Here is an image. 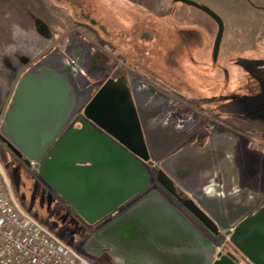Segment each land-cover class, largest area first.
I'll return each instance as SVG.
<instances>
[{"label":"water","instance_id":"water-1","mask_svg":"<svg viewBox=\"0 0 264 264\" xmlns=\"http://www.w3.org/2000/svg\"><path fill=\"white\" fill-rule=\"evenodd\" d=\"M172 2L214 21L216 61L221 18L193 0ZM63 46L19 78L0 135L26 168L35 162L37 175L75 216L98 227L82 253L106 250L115 264H264V193L239 185L237 136L215 131L204 145L195 139L170 154L191 138L199 115L173 119L183 115L178 104L131 72L119 76L117 69L98 85L109 56L77 34ZM173 200L211 236L230 234L224 253L214 255L212 241Z\"/></svg>","mask_w":264,"mask_h":264},{"label":"rangeland","instance_id":"rangeland-1","mask_svg":"<svg viewBox=\"0 0 264 264\" xmlns=\"http://www.w3.org/2000/svg\"><path fill=\"white\" fill-rule=\"evenodd\" d=\"M193 1L207 6L221 20L227 19L230 25L235 27L239 25L238 29H236L237 27L233 28L234 32L247 33L250 36L249 44L254 42L250 45L254 47L253 51L264 57V0ZM166 9L157 21L149 19L133 21L137 27L133 28L134 32L130 33L131 28L115 21L110 13L84 1L83 5L74 4L73 11H69V14L74 17L73 20L69 15L66 17L62 10L52 13L54 16H58L56 20L58 27L51 26L49 30L52 34L58 33V37L63 39V42L71 34H80L79 36L90 40L98 50L107 54L113 64L124 63L125 68L140 75L142 81L151 82L150 84L165 90L179 106L189 110L192 114H204L199 109L201 107L206 111L218 110V107L214 108V105L218 104L219 100L216 98L219 99L221 94L228 93L229 106L234 108L243 102L248 105L252 104L253 98L251 99L248 95H262L264 82L258 86V84H253L255 77L250 75L245 77L240 75V77L241 70L238 71L239 74L237 71H232L234 61H231L232 63L228 61L226 65L223 53L222 56L217 55L216 61L213 60L212 47L216 25L205 13L180 3L174 5V10ZM125 14L128 15V13ZM77 22L83 23L85 26L81 27ZM91 22H95V24ZM199 25L209 26L207 29L212 31L210 39L205 40L202 35H199L202 34ZM245 25L254 28L248 30L244 27ZM242 27L244 28L242 29ZM39 30L41 33H47L48 28L42 26L39 27ZM188 30L196 32V39L192 43L187 39ZM143 35L150 39L147 40ZM223 38L225 39V35ZM256 38L259 39L257 43H255L258 40ZM126 39L131 40V43ZM61 45L63 46V43ZM257 78H260L261 81L264 76H257ZM4 79L8 81L10 77ZM239 84L247 86L249 89L252 86L253 89L249 90V94L245 87H241L239 94L231 92ZM236 97L238 100L235 99ZM213 99L217 101L215 104H210ZM208 100L210 101L208 102ZM192 138L193 136L190 139ZM260 143L263 144L264 141L254 140V138H250L244 143L243 138L240 137L236 146L238 153L235 156V163L240 171L239 183L241 187L250 190L257 188L256 182L250 181L251 177L264 179V146ZM21 159L20 156L19 160L21 161ZM20 161L8 152L0 135V163L21 207L73 250L82 253V243L79 244L75 240V236H80L82 232L81 226L78 222H70L67 214L61 213L60 209L48 202V195L40 185L36 170L29 166L26 168ZM149 170L151 173L154 172V170ZM179 210L183 213L180 208ZM97 228L92 227L91 230ZM208 235L214 246L221 239L220 235L217 237L211 236L209 233ZM106 256L104 253L100 257L88 255L86 257L94 264H108Z\"/></svg>","mask_w":264,"mask_h":264},{"label":"crops","instance_id":"crops-1","mask_svg":"<svg viewBox=\"0 0 264 264\" xmlns=\"http://www.w3.org/2000/svg\"><path fill=\"white\" fill-rule=\"evenodd\" d=\"M84 1H86L88 4L92 5L93 7H98L99 9L110 13L113 19H115V21L124 24L128 28H131V30L129 31L130 33H132L135 27H137V25L133 24V21L138 19L139 20L149 19L152 21H157V19L160 18L161 13L165 11V8H167L166 10L168 11L171 9L174 10V5L177 4L171 2L172 0H84ZM84 1L83 0H0V121L5 112L6 109L5 106L10 101L15 86L19 78L22 76V74L32 64L37 62L45 55L51 53L53 49L57 47L60 44V42H62L63 40L58 37L59 36L58 33L52 34L49 30L51 26L58 27L56 22L58 16H54V14L52 13L58 12V10L60 11L62 10L65 12L66 17H68L69 15V17L71 16L73 20L74 17L71 14H69V11L71 10L73 11L74 4L83 5ZM176 6H177L176 8H178V5ZM125 13H128V15ZM222 21L224 24L223 33L225 32V34H222V39L218 54L222 56L221 54L223 53V60L226 59V63H225L226 65L228 61L230 62L234 61L232 66L233 67L232 71L235 72L237 71L238 73V71L241 70L240 74L238 73L239 76L241 75L245 77L246 75L248 76L250 75L251 77H255L253 84H258V86H260V83L264 82V79H261L260 81V78L258 79L257 76L258 77L264 76V57L262 55L259 56L260 55L259 53L256 54L255 51H253L254 47L250 45L251 43L254 42H251L249 44L250 36L247 33L239 34V32L238 33L234 32L233 28L237 27L236 29H238L239 25H237L236 27L232 26L229 24V21L227 19L225 21L224 20ZM51 23H53L54 25ZM77 24L81 27L85 26L83 23L80 22H77ZM214 25L216 24L214 23ZM42 26L43 28H48L47 33L40 32L39 27L41 28ZM199 26H200L199 28L202 30V34L199 35H202L205 40H207L208 38L210 39L212 31L207 29V27L209 26H202V25ZM244 27L248 30L254 28V27H247L246 25ZM244 27H242V29ZM250 33L252 34V32ZM195 34H196L195 31L188 30L187 39L189 42L192 43L195 41L196 39ZM223 35H225V39L223 38ZM143 37L146 38V36L144 35ZM146 39L148 40L150 38L148 37ZM87 41L91 43L90 40ZM127 42L131 43V40H127ZM257 42H259V39L255 41V43ZM230 52L231 55L229 56ZM224 73H226L225 70ZM5 77H10V79L7 81L6 79H4ZM241 87H245L246 88L245 90L248 91V94H249V90L251 91L253 89L252 86L249 89V87L242 86L239 84V86L236 88L234 87L233 88L234 91L231 92H236V94H239ZM162 91L166 92L165 90ZM166 93L169 94L168 92ZM227 95L228 93L224 95L221 94L219 99L216 98L217 100H219L218 104H215V102L217 101L216 99H213L212 101L208 100V102L210 101V104L211 103L215 104L214 108L218 107V110L214 109L212 111H208V110L206 111L202 107L199 109L202 110L201 112H203L205 115H208L209 117L213 118L217 124H221V126L223 125L236 131L239 135H241L240 137L243 138L244 143L250 138H254V140L264 141L263 90H262V95L259 94L256 96L248 95L251 99L253 98L252 104L248 105L247 103L243 102L239 106L238 105L237 107L235 106V108L229 106V100H228L229 96ZM235 99H237V97ZM73 127L80 128V126L77 124L73 125ZM80 144L82 145H79V147L84 148L83 142H81ZM260 145L264 146V143L263 144L260 143ZM106 165L107 164H105L104 166ZM39 181L41 182V183L39 182L40 185L44 188V191H46L48 195L47 196L48 202L54 205L55 208L60 209L62 211L61 213L67 214L70 222L72 221L78 222V224L81 226L80 228L82 232L80 233V236L77 235L75 236V240L79 242V244L81 243L83 244V241L94 230L93 231L89 230L88 225H86L80 218L75 216L73 211L69 208V206L65 203V201L61 197H59V195H57L53 191V189H51V187H49L40 177H39ZM250 181H255L257 184V188H253L251 191L256 193H264L263 178L255 179V177H251ZM131 203L132 200L124 204L123 207H127ZM185 217L195 226L196 223L190 215ZM195 227L197 228V226ZM104 253L107 255L106 261L108 262V264H115L111 262V257L106 253V250H104L100 256H102Z\"/></svg>","mask_w":264,"mask_h":264},{"label":"built area","instance_id":"built-area-1","mask_svg":"<svg viewBox=\"0 0 264 264\" xmlns=\"http://www.w3.org/2000/svg\"><path fill=\"white\" fill-rule=\"evenodd\" d=\"M32 169L35 162L30 161ZM232 230H229L231 233ZM214 246L215 256L229 244L226 231ZM0 264H94L32 218L18 203L0 163Z\"/></svg>","mask_w":264,"mask_h":264},{"label":"flooded vegetation","instance_id":"flooded-vegetation-1","mask_svg":"<svg viewBox=\"0 0 264 264\" xmlns=\"http://www.w3.org/2000/svg\"><path fill=\"white\" fill-rule=\"evenodd\" d=\"M91 23H94L95 24V22H91ZM89 42V41H88ZM61 43H64L63 41L62 42H60V44L57 46V48H59V49H63V47L64 46H62L61 45ZM95 47V46H94ZM56 48V47H55ZM54 48V49H55ZM125 64L123 63H121V64H117V63H114L113 64V62H111V64L107 67V70H106V72H105V74H104V76L101 78V79H99V81L97 82L98 83V85H100V84H102L106 79H108L117 69H119V76L120 75H125L127 72H131L133 75H135V76H137V77H139V78H142L140 75H138V74H136L133 70H130V69H127V68H125V66H124ZM146 82V81H145ZM153 85V84H152ZM155 86V85H154ZM156 87V86H155ZM157 88V87H156ZM158 89V88H157ZM158 90H160V89H158ZM160 91H162V90H160ZM163 92V91H162ZM173 101L176 103V101L173 99ZM178 104V103H177ZM178 108H179V112H181V113H183V115H182V117L181 116H178L176 113H174V114H172L171 115V117L174 119H184L185 117H187V116H189V117H191L193 114H192V112H190L189 110H186L185 108H183V107H181V106H179L178 105ZM199 117H200V119H199V121H198V125H197V127L195 128V130H194V132L192 133V136H193V138L192 139H188V140H186V141H184V142H182L177 148H175L170 154H172V153H174V152H176V151H178L179 149H181L182 147H184V146H189V145H191L192 143H194L196 140L195 139H198V142H197V144L198 145H200V146H202V145H204V143H205V139H207V137L208 136H210L213 132H215V131H218V132H232V133H234L236 136H237V142H236V144L234 145V151H235V155H234V161H235V156L237 155V153L238 152H236V146H237V144L239 143V141H240V136L241 135H239L236 131H234L233 129H230L229 127H226V126H221V124H217L216 123V121L213 119V118H211V117H208V116H206V115H204V114H201V113H199ZM4 140V139H3ZM4 142H5V145H6V147H7V150H8V152L15 158V159H17L18 161H20L19 160V158H20V154L19 153H17L15 150H13V147L11 146V145H9L5 140H4ZM261 150V149H260ZM169 154V155H170ZM22 161H23V158L21 159V163H22ZM143 165L144 166H146V167H148L149 169H151L147 164H145V163H143ZM155 165V164H154ZM151 170H153V169H151ZM220 181V179H218V182ZM240 184V183H239ZM241 187V186H240ZM154 188H156V187H154ZM241 188H243V187H241ZM142 195V193L141 194H139L138 196H136V198H138V197H140ZM181 196H185L183 193H181L180 194ZM169 198H171L170 196H169ZM135 199V198H134ZM173 199V198H172ZM173 202H175V203H177L175 200H173ZM178 204V203H177ZM179 208L181 209V211L183 212V214H185V216H189V214L187 215V212L184 210V209H182L180 206H179ZM196 223V222H195ZM195 226H197V229L203 234V235H205L207 238H209L210 240H211V238L209 237V235H208V231L207 230H205L203 227H201V225H197V224H195ZM210 234V233H209ZM211 235V234H210ZM220 235V234H219ZM218 235V236H219ZM221 236V235H220Z\"/></svg>","mask_w":264,"mask_h":264},{"label":"trees","instance_id":"trees-1","mask_svg":"<svg viewBox=\"0 0 264 264\" xmlns=\"http://www.w3.org/2000/svg\"><path fill=\"white\" fill-rule=\"evenodd\" d=\"M136 199H137V198L133 199L132 202L135 201ZM173 203L175 204V207H177V209H179V205H178L177 203H175V202H173ZM194 221H195V220H194ZM195 222H196L197 225L199 224V223H197V221H195ZM88 227H89V228H88L89 230L92 229L91 226H88Z\"/></svg>","mask_w":264,"mask_h":264}]
</instances>
